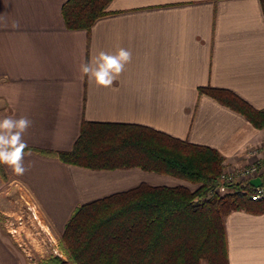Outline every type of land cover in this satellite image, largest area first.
Listing matches in <instances>:
<instances>
[{
  "label": "crops",
  "instance_id": "0c3cea01",
  "mask_svg": "<svg viewBox=\"0 0 264 264\" xmlns=\"http://www.w3.org/2000/svg\"><path fill=\"white\" fill-rule=\"evenodd\" d=\"M64 1L0 0V119L32 121L23 136L30 170L17 176L2 167L42 227L62 233L77 206L140 183L194 189L139 167L90 169L37 150L70 149L83 120L139 124L209 146L227 168L253 161L264 127L199 88L228 89L264 108L259 0H110L88 29L65 26ZM120 47L132 60L113 86L80 71L100 51ZM223 224L227 264H264V210H232ZM8 243L0 238V264L18 257Z\"/></svg>",
  "mask_w": 264,
  "mask_h": 264
},
{
  "label": "trees",
  "instance_id": "16d2710c",
  "mask_svg": "<svg viewBox=\"0 0 264 264\" xmlns=\"http://www.w3.org/2000/svg\"><path fill=\"white\" fill-rule=\"evenodd\" d=\"M109 1L65 0V26L88 29L108 12ZM259 2L264 16V0ZM199 90L241 113L254 127H264V108L252 107L228 89ZM37 150L90 169L139 167L198 184L190 190L140 183L77 206L61 233L74 264H227L224 217L232 210H264V198L248 196L251 185L242 188L220 180L224 157L217 149L148 126L83 120L70 149ZM0 175L7 177L2 165ZM221 186L227 187L222 194L217 190ZM60 260L51 256L42 263Z\"/></svg>",
  "mask_w": 264,
  "mask_h": 264
},
{
  "label": "rangeland",
  "instance_id": "374dc122",
  "mask_svg": "<svg viewBox=\"0 0 264 264\" xmlns=\"http://www.w3.org/2000/svg\"><path fill=\"white\" fill-rule=\"evenodd\" d=\"M186 183L194 189L197 187V183ZM217 190L222 194L227 187L221 186ZM0 238L4 242L8 239L10 250L18 256L12 259V264H38L51 256L61 259L54 264H74L61 242V233L42 227L34 212L28 209L25 195L3 175H0Z\"/></svg>",
  "mask_w": 264,
  "mask_h": 264
},
{
  "label": "clouds",
  "instance_id": "9594fccd",
  "mask_svg": "<svg viewBox=\"0 0 264 264\" xmlns=\"http://www.w3.org/2000/svg\"><path fill=\"white\" fill-rule=\"evenodd\" d=\"M132 60L130 50L120 47L115 53L100 51L94 58L81 65L80 71L97 86L111 87ZM32 126L27 117L5 116L0 119V165H6L11 171L22 176L30 170L25 166V156L31 155L24 134Z\"/></svg>",
  "mask_w": 264,
  "mask_h": 264
},
{
  "label": "built area",
  "instance_id": "2783aa9c",
  "mask_svg": "<svg viewBox=\"0 0 264 264\" xmlns=\"http://www.w3.org/2000/svg\"><path fill=\"white\" fill-rule=\"evenodd\" d=\"M250 154L255 156L253 161L243 166L223 169L220 173V180L239 183L243 188L250 185L248 182L250 178L259 176L262 180L261 184L252 186L251 190H248V196L251 199H261L264 198V141L250 150Z\"/></svg>",
  "mask_w": 264,
  "mask_h": 264
},
{
  "label": "water",
  "instance_id": "95a60500",
  "mask_svg": "<svg viewBox=\"0 0 264 264\" xmlns=\"http://www.w3.org/2000/svg\"><path fill=\"white\" fill-rule=\"evenodd\" d=\"M248 182L251 186H258L261 184L262 180L259 176H257V177L250 178Z\"/></svg>",
  "mask_w": 264,
  "mask_h": 264
}]
</instances>
